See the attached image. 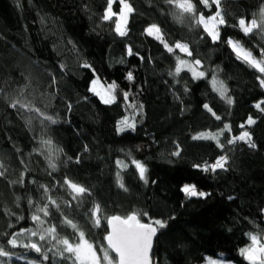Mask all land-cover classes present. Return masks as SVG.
<instances>
[{"label":"trees","instance_id":"trees-1","mask_svg":"<svg viewBox=\"0 0 264 264\" xmlns=\"http://www.w3.org/2000/svg\"><path fill=\"white\" fill-rule=\"evenodd\" d=\"M126 2L133 11L121 36L115 16L103 19L109 0H0V248L9 254L0 264H79L60 241L75 244L81 232L103 257L108 218L133 213L157 227L154 264L220 255L250 264L240 252L249 234L263 241L264 73L228 39L262 56L264 25L246 35L239 20L261 25L264 0H192L195 13L175 0ZM111 5L118 13L119 0ZM218 10L225 23L213 40L197 19ZM180 60L203 77L177 73ZM93 78L112 103L91 90ZM243 132L250 143L234 140ZM220 157L224 167L213 170ZM66 179L87 191L77 195ZM187 184L206 195H186Z\"/></svg>","mask_w":264,"mask_h":264},{"label":"snow or ice","instance_id":"snow-or-ice-1","mask_svg":"<svg viewBox=\"0 0 264 264\" xmlns=\"http://www.w3.org/2000/svg\"><path fill=\"white\" fill-rule=\"evenodd\" d=\"M123 3V8L121 10V15L124 17V22L126 23V16L127 13H130L133 11L131 6L126 2V0H121ZM169 2H173V0H169ZM202 4H204L205 7H210L211 4L209 3V0H200ZM221 0H211L212 4H216L217 8H219ZM176 6L182 10L184 13H195L196 12V6L192 2V0H175ZM111 4L112 0H109L108 9L105 12V15L103 19L108 20L111 18ZM125 9L127 12H125ZM261 16V25H258L256 19H252L251 21H247L243 18L239 20V26L241 30L247 35L251 33L254 29H256L259 26L264 25V6L261 8L260 12ZM198 24H202L205 28V31L208 32V34L212 37L213 40L219 39V31H218V25L224 24L225 20L223 19L221 12L218 10L214 15L208 16L207 18L201 13L197 19ZM121 36L126 34V30L122 29L120 24H117L116 29ZM149 35H156V38L161 40L163 43V38L159 34L160 29L156 25L150 26L148 29H146ZM228 43L234 51L237 52L238 57L242 58L246 63H248L250 66H253L257 68L261 73H264V52H262V58L257 60L251 51L245 50L239 41H233L231 39L228 40ZM165 47L168 49L169 52L172 51V48L169 47L165 43ZM176 48H179L181 51L187 52L188 46L186 44H181L177 42L175 45ZM129 54H131V50L129 49ZM191 53H189L190 55ZM196 64H199L200 62L197 60L195 62ZM185 65V61L180 60L176 72L179 73L181 70V66ZM194 75H200L202 76L203 73H194ZM129 79H132V74L129 73L128 75ZM95 83V82H93ZM261 86L264 87V79L260 80ZM114 87V86H113ZM222 87V86H221ZM126 95V94H125ZM104 103H112L114 100V97H109L105 99L104 97H101ZM231 102V101H229ZM16 103H19L17 101ZM15 106V105H13ZM207 108L208 106L205 105ZM257 108H260V104L256 105ZM211 111V109H209ZM261 111H264V109H261ZM48 119H51L50 117ZM219 119V117H217ZM248 124H253L255 121L249 117L247 120ZM131 127V125H128ZM228 125H225V128H228ZM243 127V125H242ZM123 130V129H120ZM203 136V134H201ZM200 138V137H196ZM215 138V137H212ZM248 139L249 143L251 141L250 134L248 132H243L240 136L234 137V140H245ZM233 140L228 141V143H233ZM255 146V145H251ZM225 157H220L215 165H212V169L215 170L216 168H223ZM119 163V162H118ZM136 167L139 170L141 179L145 178V171L146 169L140 162H135ZM54 167V165H53ZM207 171V168H205ZM2 175V173H0ZM65 183L68 185V187L77 195L82 194L87 191L84 187L73 183L70 180H65ZM123 187V184L120 185ZM188 196L193 195H200L204 196L206 193L200 192L197 193L194 186L191 185H185L182 189ZM41 211H44V209H41ZM96 211H99V207L97 206ZM47 214V213H45ZM95 215V212L93 213ZM146 215V214H145ZM33 220L39 221L40 218L38 216H33ZM66 223H68L71 227L76 228L77 225L73 224L72 221L67 220ZM97 225L99 224V221L97 220ZM108 223L111 228V231L108 233V235L105 237V239L108 242V249H111L116 254V257L113 258L109 255L108 250H104L103 257H100L96 254V252L93 250V246L88 243V241L84 238V233L81 232L80 235V243L76 244L75 246L72 245L67 239H64L60 241L63 245H65V251L73 253L75 255L76 261H79L80 264H150L149 260V251L152 247V238L156 235L157 229L152 226V223H142L137 215L135 213L127 216L126 218H122L119 216H114L108 218ZM156 225H158L160 228L165 227V223L156 220L154 222ZM49 231H54V229H49ZM33 235H36L35 232L32 233ZM250 235V239L252 241V246L249 248L241 249V255L245 256V259H247L250 264H264V243H261L258 240V237L255 235ZM44 237L41 236V239ZM10 244H15V240H10ZM33 249H35L37 252L40 251V248L37 247L36 244L30 245ZM9 255L7 252H5L2 248H0V256H7ZM46 258V257H45ZM209 264H218L217 261H210Z\"/></svg>","mask_w":264,"mask_h":264},{"label":"rangeland","instance_id":"rangeland-1","mask_svg":"<svg viewBox=\"0 0 264 264\" xmlns=\"http://www.w3.org/2000/svg\"><path fill=\"white\" fill-rule=\"evenodd\" d=\"M114 0H112V2H113ZM129 4V3H128ZM119 5H120V9H119V11H118V13H115L114 11H113V9H112V5H111V17L112 16H115L116 17V24H115V26H116V29H117V24H120L121 25V27H122V29H124V30H128V26H127V23H128V19H129V13H127V16H126V20H127V22L125 23L124 22V17L121 15V10H122V8H123V3L121 2V0H119ZM130 5V4H129ZM131 6V5H130ZM107 9H108V7H107ZM106 9V10H107ZM106 12V11H105ZM125 12H127V10L125 9ZM152 26V25H151ZM157 26V25H156ZM204 27V26H203ZM218 27V26H217ZM118 32V31H117ZM119 33V32H118ZM156 38V37H155ZM229 39H231V40H233V41H236V40H234V39H232V38H229ZM228 39V40H229ZM241 44V43H240ZM241 46H242V44H241ZM232 47V46H231ZM243 47V46H242ZM244 48V47H243ZM233 49V48H232ZM245 49V48H244ZM234 50V49H233ZM246 50V49H245ZM235 53H237L236 51H234ZM262 58V56L261 57H259V59H261ZM257 60H259L258 58H256ZM178 63L179 62H177V64H176V66L178 65ZM177 68V67H176ZM257 69V68H256ZM181 70H188L189 72H190V74L193 76V77H203V75L202 76H200V75H194V73H202L201 72V70L197 67V65H194L193 63H189V62H186L185 61V65H182L181 66ZM93 82H95V83H93ZM90 88H91V90L92 91H94L95 92V94H97V96L99 97V99L100 100H102L101 99V97H104L105 99H107V98H109V97H114L113 96V92H112V90L107 86V85H105L104 83H102L100 80H98L97 78H93L92 80H91V84H90ZM103 101V100H102ZM135 162H137V161H135ZM133 163L134 165H135V167H136V163ZM139 162V161H138ZM141 163V162H140ZM142 164V163H141ZM143 165V164H142ZM144 166V165H143ZM137 168V167H136ZM145 168V167H144ZM137 171H138V173H139V170L137 169ZM139 175H140V173H139ZM187 185H189V184H187ZM191 186H193L192 184H190ZM185 186V185H184ZM184 186H183V188H184ZM182 188V189H183ZM196 189V188H195ZM197 191V190H196ZM202 192V191H201ZM197 193H200V192H198L197 191ZM204 193V192H203ZM193 196H196V197H201L200 195H193ZM263 212H264V210H263ZM33 232H29V234H28V236H30V237H32V234ZM80 234V233H79ZM22 239H24V238H22ZM78 242H76L75 244H72V245H76V244H78V243H80V235H79V239L77 240ZM15 242H17L16 241V239H15ZM21 242V241H20ZM261 242V241H260ZM88 243L89 244H91L89 241H88ZM261 243H264V238H263V241L261 242ZM92 245V244H91ZM93 246V245H92ZM38 247V246H37ZM93 250H94V248H93ZM96 252V251H95ZM97 254V253H96ZM76 259V258H75ZM210 261H217L218 262V264H234L231 260H229V259H226L224 256H222V255H220V256H206V260L204 261V263H202V264H209V262ZM77 263H79L80 264V262L79 261H77Z\"/></svg>","mask_w":264,"mask_h":264},{"label":"water","instance_id":"water-1","mask_svg":"<svg viewBox=\"0 0 264 264\" xmlns=\"http://www.w3.org/2000/svg\"><path fill=\"white\" fill-rule=\"evenodd\" d=\"M116 216H119V215H116ZM110 217H114V216H110ZM109 217V218H110ZM119 217H121V216H119ZM152 226L154 227V228H156L157 229V227L154 225V224H152ZM107 233H106V235L104 236V240H105V245H106V247L108 248V242H107V240L105 239V237L108 235V233L111 231V228H110V226H109V223H108V221H107ZM157 232H158V230L156 231V235L152 238V247H151V249H150V251H149V260H150V264H154V259L152 258V253H153V248H154V245H155V242H156V237H157ZM111 253H112V255L114 256V257H116V254L113 252V251H111V249H108Z\"/></svg>","mask_w":264,"mask_h":264}]
</instances>
